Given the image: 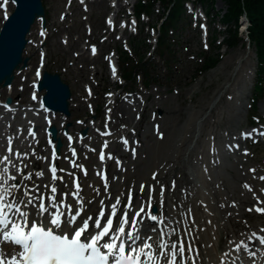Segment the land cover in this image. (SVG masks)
<instances>
[{"label":"bare ground","instance_id":"1","mask_svg":"<svg viewBox=\"0 0 264 264\" xmlns=\"http://www.w3.org/2000/svg\"><path fill=\"white\" fill-rule=\"evenodd\" d=\"M121 7L116 2L113 19L121 11ZM250 56V53L246 54L240 49L230 51L228 54L226 52L221 63L208 74L207 83L204 85L205 92L202 91L201 97L194 98L201 87L203 78L198 79L187 90L186 94L191 101L189 105H171V101L165 99V93L163 94L161 90L156 91L159 95L161 93L160 99L154 97L156 93L147 92L141 97L137 95L129 97L125 104H116V111H111L108 117L107 131H110L111 136L100 134L106 130L93 132L92 129H98L92 118L87 121L81 120L85 125L75 126L72 124L71 116L65 117L57 113L45 112L40 107L38 98L34 106L12 103L10 110H6L3 102H0V137L1 133L7 136V138L4 137L5 147L8 146V139L11 137L14 152L18 150L20 153L29 154L28 159L24 161L29 164L28 170L44 172L42 178L33 177L35 182L40 184L41 191H45L44 184H51L48 169L53 165L58 169H65V172L57 173L58 176L64 177V183L56 182L58 193L75 191L71 181L72 176L67 175L68 172H75L80 183V195L84 198L86 215L98 214L101 199L109 207L117 196H121L122 201L126 202L129 188L133 189L135 209L139 210L141 203H144L147 212L149 211L148 188H145L141 198L140 185H154L151 208L156 207L157 213L162 212L165 217L172 218V227H176L175 221L179 220V227L183 229L184 219H187L192 233L187 240L195 242L193 257L197 252L199 253L197 264H221L222 260L228 264V259L231 258H224L220 253L230 250L229 240H246L251 247L252 241L256 240L257 236L264 237V231H262L264 213L256 210L264 209V180L260 179L264 177V159L259 161L258 156H251L240 145L247 141L259 143L262 140L264 142V135L258 134L264 131L262 129L237 131L241 124V114L246 113L243 112L242 106L245 107V104L241 100L245 98L248 88L251 87L254 76V64ZM26 70L28 67L24 69ZM15 77L14 75L13 80ZM221 78L222 81L215 85V82ZM33 81H37L36 75ZM213 85L215 87L210 94L208 90ZM23 86L22 89L25 88ZM8 89L0 88V92ZM111 97L113 100L118 98L115 94ZM132 100L136 102L135 106L131 103ZM236 102L240 104L234 112L232 108ZM262 105L261 111L264 113V103ZM70 106L73 105L70 104ZM158 108L164 112L163 117L156 116V120H159L158 130L151 128L149 131L148 127L139 129L144 114L148 110ZM31 113L36 115V119L38 118L36 125L30 126L36 132V140H32L27 135L30 127L23 129L22 118L25 114ZM151 117L155 116L150 114ZM50 125L56 127L57 137L63 140L60 153L57 154L60 159L57 160H53L52 147L48 144L49 136L46 128ZM65 127L67 134L73 137L72 142L64 135ZM82 129L87 132L85 142L78 136ZM248 133H251L250 137L245 135ZM161 134V140L156 141L155 137ZM18 138L23 141L21 146L17 145ZM124 139L128 141L127 145L123 143ZM222 139L236 156L229 165L218 169L217 160L227 150L224 145L221 149V146H217ZM230 140L231 143H229ZM111 141L112 145H110ZM134 141H138V145L134 143L130 146ZM229 145H238V148H229ZM133 148L136 150L135 158L132 156ZM33 149L36 151V156L46 159H36V156H32ZM72 149L76 150L77 158L72 156ZM95 150H98L96 160L92 157V152ZM100 151L105 154L104 161L99 159ZM109 153L113 154L112 159H108ZM84 155L86 157H82ZM117 159L121 162L119 166L116 163ZM73 160L77 165H87V175L79 171L80 168L72 166ZM252 169L255 171H250ZM98 171L103 176L107 173L108 193L111 199L104 193L105 181L101 179V175H97ZM153 173H157L155 180H153ZM173 181H175V191L172 190ZM65 183L67 187L64 186ZM245 184L249 188H245ZM161 185L165 188L163 207L160 202ZM96 189L100 190V195H97ZM258 189L260 192H257ZM89 201L92 203H88ZM68 202L73 204L74 209L77 207L70 195ZM233 202L235 207L232 206ZM174 203L185 210L191 209V217L181 218L180 212L173 209ZM221 204L225 206L219 207ZM108 210L109 208H106V214ZM153 226L146 220L143 231L145 235L150 234L156 238V233L150 231ZM253 233L256 235L253 236ZM232 247L234 248L235 245ZM252 251L257 253L254 260L239 254L243 264H264V254H262L264 249L257 244ZM235 255L238 254L233 253V256ZM237 264H241V261L238 260Z\"/></svg>","mask_w":264,"mask_h":264},{"label":"rangeland","instance_id":"2","mask_svg":"<svg viewBox=\"0 0 264 264\" xmlns=\"http://www.w3.org/2000/svg\"><path fill=\"white\" fill-rule=\"evenodd\" d=\"M41 1L46 12V29L43 31L45 37L41 36L40 23L36 22L28 35L29 44L23 53L24 57L28 58V70L18 71L11 89L0 92V102H4L8 96L12 97L13 102H19L21 105L29 102V96L34 91L32 84L35 81L33 80L37 69L41 67L43 58L41 69L60 74L62 80L68 84L71 90V105L73 106L70 108V116L72 124L80 126L84 124L81 120L87 121L94 115L92 119L98 130L92 129V131L98 133L99 130H104L107 126L105 112L102 109L105 104L103 91L107 88L110 91L113 86L110 71L107 68V59L109 55L113 54L112 51H116L117 63L120 67L121 51L125 50L131 58L134 77L136 75L133 86L131 83L120 81L115 87V94L125 92L133 97L137 94L142 96L147 92L153 94L161 90L163 94L165 93V96L163 95L165 99L171 101V105H189L191 101L186 94L187 90L198 79L203 78L201 87L197 90L194 98L201 97L205 92L204 85L207 83L208 74L221 63L226 52L228 54L230 51L240 49L246 54H251L254 76L251 87L248 88L245 98L241 100L245 104V107L242 106L243 112L246 113L241 114V124L237 131L250 130L252 129L251 125H254V129H258L259 125L263 127L264 113L261 109L263 108L262 103H264V93L255 109L250 110L249 107L254 95L253 84L257 80L258 63L255 48L248 43L246 34H240V32L238 44L230 48L225 42V39L228 38L225 28L220 25L217 19L213 18L215 13L226 11L228 5L224 0L213 2V10L210 9V16H206L207 24L204 23V13L201 15L203 21H196L194 15L192 17L185 7L175 31L169 33V46L166 45L171 52H165L164 56L158 55L156 44H154V40L158 37L157 27H155L156 31L151 28L152 25L160 24L158 19L161 17L163 7L158 3L153 6L148 17L144 16L140 20L134 21L132 17L126 15L133 11L138 0H86L87 3L82 4L79 3V0ZM116 2L122 6V9L115 18L116 29L110 31L106 24L109 20L108 16H112L114 13L111 5ZM203 10L205 11L204 8ZM125 23L126 26L121 27ZM120 28L124 31L122 32ZM214 37H216V41L213 44ZM221 44L223 45L221 46ZM208 57L216 58L219 62L214 68L203 71L204 62ZM141 65L146 68L147 78H144ZM221 81L222 78L215 82V85ZM143 82L148 87L145 88ZM22 86L25 88L22 89ZM214 87L213 85L209 88L210 94ZM160 95L157 92L154 97L160 99ZM238 104L240 102H236L232 108L234 112ZM150 114L155 117L150 118ZM163 115L164 112L161 108L148 110L140 122L139 129L143 130L148 127L149 131L151 128L158 130L159 120H156V116L161 118ZM252 121L253 123L250 124ZM82 131L84 130L82 129L78 136L85 142L87 132ZM159 136L155 137L156 141L161 140V135ZM19 144L21 143L17 142V145ZM112 144L111 141L110 145ZM244 147L245 145H243V150ZM247 149L251 156H258L259 161L264 159L263 141L247 147ZM247 149L245 148V150ZM97 151L92 152L94 160L98 157ZM84 170H88L87 165L83 166V170L79 169L81 172ZM104 175L107 178V173ZM71 181L73 182V177ZM257 192L260 190L258 189Z\"/></svg>","mask_w":264,"mask_h":264},{"label":"snow or ice","instance_id":"3","mask_svg":"<svg viewBox=\"0 0 264 264\" xmlns=\"http://www.w3.org/2000/svg\"><path fill=\"white\" fill-rule=\"evenodd\" d=\"M9 2L16 3V0H3V3H0L5 21L9 19L6 10ZM39 75L38 71L37 76ZM32 99L35 100L36 96L33 95ZM100 134L111 133L106 130ZM258 134L264 135V132ZM27 135L32 140H36V132L32 127L28 129ZM65 135L70 142L73 141L71 135L67 133ZM245 135L250 137L251 133ZM48 136L53 160L60 159L50 138V132ZM123 143L127 145L128 141L124 139ZM134 143L138 145V141ZM233 147L238 148V145L229 146V148ZM131 151L135 158V148ZM7 153L0 157V264H197L199 253L197 252L193 257L195 242L187 240L192 234L187 219H184L181 229L179 220L175 221L177 226L172 227V218L165 217L162 212L151 211L154 185H140L141 198L145 188H148L149 211L147 212L144 203H141L139 210L135 209L133 189L129 188L126 202L122 201L121 196H117L109 207L101 199L98 214L86 215L84 198L80 195V183L75 172L67 173L68 176L73 177L75 191L58 193L56 182L64 183V177L58 176L57 173L65 172V169H58L53 165L48 169L51 184H44L45 191H41L40 184H37L33 177L42 178L44 172L28 170L29 164L24 161L28 159L29 154L20 153L18 150L14 152L11 137L8 139ZM31 155L36 156L35 149ZM76 155L75 149H72V156L76 157ZM36 159L46 158L36 156ZM99 159L105 160L103 151H100ZM108 159H112L111 155ZM116 163L117 166L121 164L118 159ZM72 166L83 170V165H77L74 160ZM84 174L87 175L86 170ZM97 175H101L99 171ZM156 176L157 173H153V180ZM101 179L105 181L104 193L111 199L106 176L101 175ZM260 179L264 180V177ZM64 186L67 187V184L65 183ZM244 187L249 188L246 184ZM172 190L175 191V181L172 182ZM96 192L100 195L99 189H96ZM164 192L165 188L161 185V207L164 203ZM69 195L77 205L75 209L73 204L68 202ZM224 206L221 204L219 207ZM232 206H236L234 202ZM106 208H109L107 214ZM173 209L180 212L181 218L191 217V209L185 210L176 203L173 204ZM256 210L264 213V209ZM146 220L154 225L150 231L156 233V238L150 234L145 235L143 225ZM228 244L230 250H225L220 255L231 258L228 259V264H237L238 260L243 264L239 254L254 260L257 253L252 251V248L258 244L264 249V237L252 241L251 247L246 240H229ZM232 245L235 247L233 248ZM233 253L238 255L233 256ZM221 264L225 262L222 260Z\"/></svg>","mask_w":264,"mask_h":264},{"label":"trees","instance_id":"4","mask_svg":"<svg viewBox=\"0 0 264 264\" xmlns=\"http://www.w3.org/2000/svg\"><path fill=\"white\" fill-rule=\"evenodd\" d=\"M156 1L162 3L166 8V12L162 13V21L157 25H153L154 28H158L157 39V53L159 56H164L170 53L169 50V33H173L182 18L183 3L185 0H139L136 6V13L138 16L143 13L150 14L152 12L153 5ZM198 2L206 5L207 12L210 8L211 0H197ZM215 1V0H213ZM228 7L222 14H215L216 18L223 23V27L226 29L228 38L225 39L226 44L231 48L235 47L238 42V27L241 17L246 16L249 21L247 39L251 45L255 47L256 56L258 60L257 81L254 86V107L258 103V96L264 93V0H224ZM216 41V37L213 39V44ZM168 46H167V45ZM216 58L208 57L203 65V71L213 68L217 64ZM121 72L127 80L133 79L134 71H132L131 58L125 52L121 51ZM143 68V74L147 78L146 68Z\"/></svg>","mask_w":264,"mask_h":264},{"label":"water","instance_id":"5","mask_svg":"<svg viewBox=\"0 0 264 264\" xmlns=\"http://www.w3.org/2000/svg\"><path fill=\"white\" fill-rule=\"evenodd\" d=\"M13 5V10L8 16L9 19L4 21L0 28V88L11 84L15 70L27 66L28 58H23L22 52L28 42L26 35L30 32L35 20L40 18L42 28L45 27V14L41 0H16ZM43 90H45L41 97L43 106L50 111L59 112L69 117L68 99H70L71 93L58 74L43 72L42 78L38 82V91L42 92ZM6 102L10 103L11 99L7 98ZM48 131L56 142V151L59 152L62 142L57 137L56 127L51 126ZM152 212H157L156 207H152Z\"/></svg>","mask_w":264,"mask_h":264}]
</instances>
